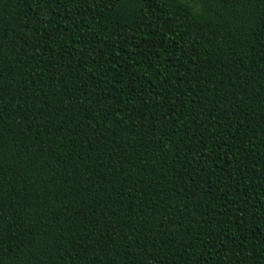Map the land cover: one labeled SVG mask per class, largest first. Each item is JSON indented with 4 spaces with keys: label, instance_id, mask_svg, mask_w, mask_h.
I'll return each mask as SVG.
<instances>
[{
    "label": "trees",
    "instance_id": "1",
    "mask_svg": "<svg viewBox=\"0 0 264 264\" xmlns=\"http://www.w3.org/2000/svg\"><path fill=\"white\" fill-rule=\"evenodd\" d=\"M0 264H264V0H0Z\"/></svg>",
    "mask_w": 264,
    "mask_h": 264
}]
</instances>
